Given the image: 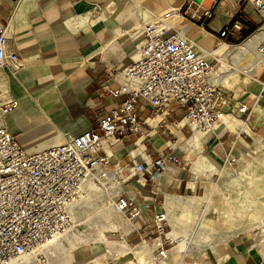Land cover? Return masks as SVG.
Returning <instances> with one entry per match:
<instances>
[{"label": "crops", "instance_id": "1", "mask_svg": "<svg viewBox=\"0 0 264 264\" xmlns=\"http://www.w3.org/2000/svg\"><path fill=\"white\" fill-rule=\"evenodd\" d=\"M192 4V0H0V32H4L8 38V52L17 54L22 64L18 70L8 66L0 71V99L18 103L17 108L5 118L8 131L16 137L21 148L29 152L48 150L86 132L97 131L98 121L122 101V97L113 98L111 92L120 88L121 80L114 76L126 68L139 43L133 33L153 19L166 18L170 10L172 15L168 21L178 23L182 27L180 31L194 38L199 50L208 52L217 48L214 54L208 52L209 60L219 56L234 66L235 71L218 78V83L234 81L240 72L249 77L247 82L244 81L239 99L252 112L245 115L244 125L235 119L225 118L219 127L210 131L218 142L209 140V143L201 144L210 135L192 134L179 125L184 110L172 107L162 114L146 102L139 101L137 115L143 122L142 132L120 137V142L112 149L115 154L112 163L126 167L131 163V155L136 153H139L138 162L139 158L150 156L156 159L169 153L188 159L192 152L204 150V147L217 155L218 151H227L225 145L228 139L232 142L231 146L234 144V147L243 151H264L262 58L257 56L259 67L254 69L252 61L256 59L255 56L243 55L237 64L230 57L236 48L243 46L256 34L264 36L263 32L256 33L261 19L255 6L252 0H219L208 11L196 6L189 12ZM224 30L227 33L222 37L221 32ZM250 31V35L245 38V34ZM263 42L264 38L258 45ZM185 134L191 135L190 139L184 140ZM183 142L190 146H181ZM200 144L201 148L198 147ZM260 165L263 167L255 169L250 178L247 175L250 166L242 169L237 178L232 177L239 187L237 197L234 200L227 197L229 200L223 209L214 208L217 222L201 217L192 223L194 227L191 228L201 231L206 240H210L225 226L228 232L236 228L246 230V222L253 220L243 216L248 197L247 189L241 187V177L246 179L247 184L257 175L263 176L264 181V162ZM206 169L218 171L209 164L208 158L201 156L194 172L192 169L180 170L171 164L169 171L158 182L149 180L144 185L135 180L128 185L125 195L133 198L141 210L135 228L139 236H147V227L152 218L161 212L167 213L171 223L183 227L186 218L192 215L190 209L197 208L203 202V198L194 197L198 193L200 181L192 174L200 175ZM226 174L231 176L228 171ZM217 189L220 190L219 187ZM179 207L184 209V216L177 220L175 212ZM118 229L126 230L128 227L125 223H118L112 230ZM141 231L146 233H139ZM186 236L188 234L183 229L169 233L176 245L163 258L164 264H261L264 261V249L261 252L250 236H235L200 252L195 258L186 256L191 253ZM70 241L71 238L62 240L64 245H69ZM158 242L157 247L160 244ZM89 243L111 244L110 248L117 245L103 240H91ZM124 247L119 251L120 254L126 252ZM59 256L63 257V254ZM71 261L70 254L65 263L70 264ZM71 264L77 263L73 261ZM129 264L149 263L140 259L137 263Z\"/></svg>", "mask_w": 264, "mask_h": 264}, {"label": "built area", "instance_id": "2", "mask_svg": "<svg viewBox=\"0 0 264 264\" xmlns=\"http://www.w3.org/2000/svg\"><path fill=\"white\" fill-rule=\"evenodd\" d=\"M252 2L261 19L256 33H264V0ZM226 33L227 30L222 31L221 36ZM133 37L139 43L126 68L114 76L121 80L120 88L111 92L113 98L122 97V101L98 121L97 131L48 150L29 152L21 148L4 123L17 108V101L0 99V264H20L67 231L71 226L69 209L94 174L106 180L112 167L119 174L126 171L128 186L135 180L144 185L149 180L160 181L171 164L186 171L188 163L172 153L156 159L147 156L140 162L139 156L131 155L126 167L112 164V149L120 137L142 132L143 122L137 115L139 101L162 114L172 107L184 110L178 124L192 134L211 131L227 117H243L252 112L247 104L214 82L219 59L209 60V53L199 50L185 33L173 29L165 16L145 24ZM7 40L5 33L0 32V71L8 66L18 70L22 67L20 58L8 52ZM257 50L264 71V42ZM115 208L130 215L132 221L141 214L124 190L116 198ZM167 225L165 212L155 214L143 239L145 244L159 241L157 251L161 258L169 252L167 245L174 243ZM153 236L157 237L152 239Z\"/></svg>", "mask_w": 264, "mask_h": 264}, {"label": "rangeland", "instance_id": "3", "mask_svg": "<svg viewBox=\"0 0 264 264\" xmlns=\"http://www.w3.org/2000/svg\"><path fill=\"white\" fill-rule=\"evenodd\" d=\"M167 12L166 20L170 26H174L178 30H182V27L178 25V23H174V21H168V18L172 15V12L170 10ZM152 19L153 18L150 20ZM186 28L189 29L190 27L187 26ZM188 37L191 38L190 35H188ZM191 40L195 41L194 38H191ZM241 44H243V42L239 45ZM216 50L217 48H214V50L210 49L208 52L214 54V51ZM217 57L219 62L216 65V76L214 82L221 86L224 90L230 92L238 100H241L239 97L242 96L241 94L243 91L240 90L243 87L244 81L247 82L249 77L246 74L240 72L237 74L236 80L228 83H218V78L232 74L235 71V68L232 64L223 61L219 56ZM232 119L240 121L241 124L244 125L246 116L235 117ZM251 121H253V119ZM217 127H219V125H217ZM246 130L250 133L248 127ZM233 132H235V130L230 133ZM236 132L238 133V131ZM201 133H208L210 135V137L203 139L201 144L209 143V140L210 142H212V140L218 142L216 137H214L210 131ZM190 137L191 135L185 134L184 140H188ZM230 138L234 139L235 137L231 136ZM262 142L264 141L262 140ZM226 143L227 145L225 146L227 147V151L219 152L217 150V155L213 153V150L209 151L207 150L208 148L204 147V150L192 152V154L188 156V159L181 157L188 163L186 169L187 171L192 169L194 172L195 164L201 156L208 158L209 164L218 170L216 172L213 169L210 171L206 169L200 175H196L195 173L192 174L195 179H199L200 181L199 187L197 188L198 193L194 197L203 198V202L200 203L197 208L190 209L192 215L186 218L187 221L183 227L179 226L178 223H171V221L168 220V225L166 228L169 233L175 230L181 231V229H183L188 234L186 237L190 242L191 247V253L186 255L188 257L195 258L200 252H203L207 249H212L215 245L229 241L235 236L239 235L250 236L255 240V243L261 252L264 249V233L261 232L264 226V212L258 217L257 220L246 222V230L236 228L229 230L230 232H228V229L225 226L224 228L219 229L210 240H206L202 236L201 231L191 228L194 227L192 223H196L201 217L217 222L218 217L214 212V208L219 207L220 209H223L226 207V203L229 200L227 197L232 198L233 200L237 197L239 187L232 180L233 176L237 178L242 169H247L248 166H250V170L247 173L250 178V175L255 173L253 172L255 169H257L259 166V168L263 167L260 164L264 162L262 161L264 160V151H260L259 153L256 150L243 151L236 146L234 147V144L231 146L232 142H229V139L226 141ZM183 145L187 147L190 146L186 142H183L181 146ZM198 147L201 148L202 145ZM245 153H247V155ZM138 154H132V156H138ZM243 154H245V156H243ZM139 160L142 161L141 158H139ZM226 171H228L231 176H228ZM127 174L128 173L126 171H123V173L119 174L117 170L113 169L112 167V169L109 170L107 174V179L114 177L113 181H109V185L111 186L110 191L115 189V185L117 182H119L121 191L124 190L126 194ZM95 176L98 177L99 174L96 173ZM107 179H95L93 181L95 184L94 190H89L88 186L86 185L85 190L71 206L75 207L76 209V222L74 223V228H72V225L70 231L57 238L58 241L62 242L64 238L69 239V236L73 234L81 237L77 238L75 241L72 239L73 247H70V244L65 245V248H67L66 256L71 254L72 261L70 264L73 263V261H75L77 264H129L130 262L137 263L140 259H145V261L149 264H164L163 258L159 257L158 251L156 249V242L149 240L148 244H145L143 242L144 238L139 236V234L135 231V228L137 227L136 221L129 220L130 215L126 213L117 212L115 208V200L118 197V194L108 198L107 194L98 190V188H102L101 183L107 181ZM241 179V187L243 189H247V205L255 206L256 204H259V201H262L260 199L264 197L263 176L257 175L256 178L250 181L248 184L246 183V179L244 177H241ZM217 187H219L220 190H218ZM169 195L175 196V194ZM175 213L177 220H180L184 216V209L179 207ZM118 223H120V225L125 223V226L128 227V229L112 230ZM186 226L188 229H185ZM139 233L143 234L146 232L141 231ZM156 237L157 236H153L152 239H155ZM91 240L94 242L103 240L105 243L113 242L117 243V245L110 248L111 244H107L106 246L103 243H89ZM123 245L125 246L124 250H126V252L122 251L124 253L120 254L119 251L122 249ZM175 245V243L172 245H167L166 249L170 251L175 247ZM105 254H107V256H104Z\"/></svg>", "mask_w": 264, "mask_h": 264}, {"label": "bare ground", "instance_id": "4", "mask_svg": "<svg viewBox=\"0 0 264 264\" xmlns=\"http://www.w3.org/2000/svg\"><path fill=\"white\" fill-rule=\"evenodd\" d=\"M262 38H264L263 35L256 34L254 37H252L250 40H248L243 46L236 48L230 56L231 59L233 60V62L235 64H237L238 61H240V59L243 57V55L250 54V55H253L256 57V59L254 61H252V66L254 69H257L259 67V58L257 56L258 55L260 56V54L258 53V50L256 48H257V45L261 41ZM99 176L96 177L94 174L88 180L87 186H88L89 190H92V189L94 190L95 184L93 181L95 179L99 180L100 179ZM113 178L114 177L107 179V181H105V182H102L101 183L102 188H98V190L100 192H104L105 194H107L108 198H110L116 194H118V195L121 194L119 182H117V184L115 185V187H114L115 189L110 191L111 186L109 185V181H113ZM84 190H85V188L83 189V191ZM260 200H262V201L261 202L259 201V204H256L254 209H253V206L247 205V207L245 209V214L243 215L245 218L246 217L248 219L252 218V220L255 221L258 219L260 214H262L264 212V197ZM254 211H255V213H253ZM69 214H70V220H71L70 228L67 231H65L64 233H61V234L55 236L51 241L46 243L44 246L35 250L28 257L27 260L23 261L20 264H66L65 262H66V258H67V256H66L67 248H65L64 243L58 241L57 238H59L60 236L64 235L68 231H70L72 225H73L72 228H74V223L76 222V209H75V207H71L69 209ZM262 231L264 232V226H263ZM66 238H68V237H66ZM69 238H71L75 241L77 238H81V237L77 236L76 234H73V235L69 236ZM69 244H70V247H73L72 241H70ZM59 254H63L64 258L59 256Z\"/></svg>", "mask_w": 264, "mask_h": 264}, {"label": "water", "instance_id": "5", "mask_svg": "<svg viewBox=\"0 0 264 264\" xmlns=\"http://www.w3.org/2000/svg\"><path fill=\"white\" fill-rule=\"evenodd\" d=\"M219 0H192V6L189 8L191 12L196 6L202 9V11H208L212 9Z\"/></svg>", "mask_w": 264, "mask_h": 264}, {"label": "trees", "instance_id": "6", "mask_svg": "<svg viewBox=\"0 0 264 264\" xmlns=\"http://www.w3.org/2000/svg\"><path fill=\"white\" fill-rule=\"evenodd\" d=\"M252 31H253V30H252ZM252 31H250V32H248L247 34H245V38L248 37Z\"/></svg>", "mask_w": 264, "mask_h": 264}]
</instances>
